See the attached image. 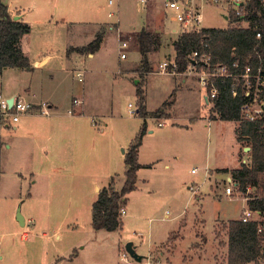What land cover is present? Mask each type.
<instances>
[{"label": "rangeland", "instance_id": "374dc122", "mask_svg": "<svg viewBox=\"0 0 264 264\" xmlns=\"http://www.w3.org/2000/svg\"><path fill=\"white\" fill-rule=\"evenodd\" d=\"M5 1L31 10L33 0ZM35 1L44 14L33 18L29 45L39 52L50 51L53 56L36 69L9 68L4 76L6 85L19 93L17 96L34 105L52 104L51 114L55 115L48 117L51 114L30 111L27 114H36L32 125L22 124L26 113L19 115L20 121L15 124L21 126L17 130L0 125V264H145L144 256L148 255L162 264H227V219H239L247 200L245 193L225 195V175H213L209 180L202 166L206 163L208 168L231 166L233 161L249 154L243 150L245 143L239 145L236 140L238 122L211 119L209 126H205L208 120L199 119L196 134L200 145L195 151L200 158H190L182 152L180 159L168 162L169 168L154 164L146 171L149 187L153 188L151 194L143 197L130 191L125 213L121 215L122 226L114 231L95 230L91 226V203L96 198L94 186H90L92 194H86L83 202L68 205L74 189L72 179L65 172L52 169L50 163L65 162L62 158L72 149L69 134L73 121L68 109L80 107L73 98L80 99L83 89H86L90 109L87 113L96 120L97 128L104 126V131L97 133V129H92L79 144L91 152L93 148L102 147L107 158L115 138L132 130L135 136L142 125L141 117L136 112L130 114L128 107L129 103L134 111L138 107V83L145 88L146 109L156 112L171 106L170 113L180 123L188 122L191 115L210 117L212 104L201 105L207 91H199L195 85L189 89V84L181 81L188 76L197 82V77L188 73L187 67L178 73L169 64L172 60L175 62L172 41L179 35L180 25L169 19V12L166 14L158 2L149 0L146 7L154 16L149 28L159 38L162 34V42L158 50L148 53V72L142 68V56L136 46L135 34L139 31L131 32L142 26L145 17V7L137 0H116L113 5H108L107 0ZM190 1L201 14L202 27L234 25L231 17H224L233 0ZM110 11L115 14L108 16ZM79 21H117L118 30H109L104 24L98 26L94 34L91 26L74 23ZM172 28L178 31L173 33ZM99 32L105 34L93 57L71 54L70 45L87 44ZM122 42L127 46L120 48ZM120 52H124L125 57L121 58ZM162 61L168 62L164 72L160 67ZM77 71L83 72V81L78 80ZM47 118L52 125L46 124ZM157 121L163 122L153 117L147 124L158 131ZM169 121L164 119L165 123ZM36 128L41 131L34 138L32 129ZM167 128L170 126L163 129ZM194 167L201 168L197 173H190ZM32 171L36 172L29 174ZM115 171L121 179L123 170ZM113 184L110 182L108 188L113 190ZM47 203L54 208L45 210ZM17 207L25 219L33 223L19 226L15 220ZM166 229L178 234L177 238L174 234L158 246L163 241L160 234ZM22 232H26L25 238ZM128 241H132L136 252L143 256L142 261L133 260L129 254L122 257ZM159 250L163 251V256Z\"/></svg>", "mask_w": 264, "mask_h": 264}, {"label": "trees", "instance_id": "16d2710c", "mask_svg": "<svg viewBox=\"0 0 264 264\" xmlns=\"http://www.w3.org/2000/svg\"><path fill=\"white\" fill-rule=\"evenodd\" d=\"M230 22L241 18L231 13ZM242 19L249 21L247 26L228 25L227 27H203L199 32L180 33L172 45L175 51V70L185 71L188 55L195 50H202L203 43H208L212 55L211 68L224 66L225 73L212 77L217 88V96L212 101L210 119L231 120L238 122L235 129L236 140L250 147L249 163L242 162L240 167L230 170L232 180L242 191L247 185L260 190L257 197L248 198L247 206L261 211L264 215V108L259 117L249 120L241 112L247 98L241 90V75L245 67L250 74L259 69L264 75V7L259 0H250L246 14ZM30 32V25L22 20L14 19L8 12L7 5L0 0V74L6 68H31L29 57L21 49V38ZM260 37H256V33ZM103 33L84 46L71 47L70 50L93 53L98 49ZM136 46L142 59V68L148 69V53L157 50L160 45L159 35L147 29L135 34ZM234 48V49H233ZM147 67V68H146ZM235 91V92H233ZM138 99L137 114L143 119L136 136L128 144L123 162L125 164L124 180L121 187L100 188L91 206V226L95 230L114 231L122 226L120 209L126 205L127 194L136 188L137 170L142 166L138 162V149L147 129L146 117L161 118L162 110L148 112L145 107L144 90L140 83L136 87ZM264 97V91L262 92ZM227 172L228 169H218ZM227 231V264H247L255 260L264 249V233L257 231L256 221L244 222L231 219L226 226Z\"/></svg>", "mask_w": 264, "mask_h": 264}, {"label": "crops", "instance_id": "0c3cea01", "mask_svg": "<svg viewBox=\"0 0 264 264\" xmlns=\"http://www.w3.org/2000/svg\"><path fill=\"white\" fill-rule=\"evenodd\" d=\"M2 1L7 5L8 12L10 13V15L12 17L18 16V18H17L18 20H22L24 22H27L30 25V32L25 34L21 38V42H20L22 51L24 52V54H26L29 57V60H30L31 68L29 70H26V71H30V70L36 69L38 66L45 65L49 61V59L53 56V55L49 54L50 51L39 52V51L35 50L33 47H30V45H29V41L31 40V35H32V29L34 26V19L33 18H34V16H37V15L42 16L44 14L43 11L39 9L37 2L35 0H33L31 2V6H30L31 10H25V9H21L20 7L19 8L16 7L14 5V3L11 1H5V0H2ZM144 7H145V15H144L145 17H144L142 26L139 29H133L131 32L140 31L141 29H146V28H149L151 26L150 23H151L152 19H154V16L152 15L153 12L149 13L148 7H146V6H144ZM114 14H115L114 11H110L108 13V16H113ZM30 16H32V17H30ZM74 23L79 25V26H81V25H89V27L91 26L92 29L94 30V34L96 33L95 29L98 28V26H101L104 24H107V28L109 30L110 29L118 30V22L117 21H115V22H98V21L82 22V21H79V22H74ZM147 24H149V26H147ZM150 29L151 28H149L147 30H150ZM150 31H152V29ZM104 34H103V36H104ZM103 36H102V40H103ZM25 40L27 41V46H28L27 50H25L23 48V43ZM102 40H101V42H102ZM160 42H162V34H160ZM84 45H86V44L76 45V46L70 45V48L71 47H77V46H84ZM120 45L121 44H119V46ZM100 46L101 45H99L98 49L100 48ZM160 46H161V44L159 45L158 49L160 48ZM97 50H95L93 53H91V52L85 53V52H78L75 50H71V54L93 57ZM54 56H56V54H54ZM8 69L9 68L4 69L0 74V93L9 99V98H13L14 96H17V94H19V93L17 92L16 89H11L9 86L6 85V76H4V75H6V71ZM76 74L78 76V80L83 81V72L77 71ZM136 81L138 82V80H136ZM181 81L185 85L189 84V86H188V88L190 87L189 89H191V88L193 89V87H194L193 85H195V87L196 86L199 87L198 88L199 91L202 89L204 90V88L200 84L197 83L198 82L197 80H196L197 82H193L194 80H191V78L188 76L181 78ZM143 90H144V96H145V88H143ZM85 91H86V89L82 90V93L80 95V99H76L75 97L73 98V100L74 99L77 100L74 103L81 104L80 107L77 109H72V108L68 109V113H69V115L73 121V123L70 126L71 134H69L70 141L72 143V146H71L72 149L68 153L67 157L62 158V160L65 162L55 163V162L50 161V163H52L51 165H53L52 169H55L58 171H63L67 175H69V177H71L70 179H72L74 189L71 191V193L69 195L68 202H67L68 205H75V204H79V203L83 202L84 196L86 194L87 195L92 194V191L89 189L91 185L94 186L93 191H95L96 197H97L98 190L104 186H108L110 184V182H114L113 187H112L113 189L117 188V190H118L121 187L123 180H124V171H125V164L123 162L124 152H125L128 144L136 136V135L134 136V131L132 130V132L128 131V133H126V132L122 133L120 136H118L117 139L115 138L114 142L111 146V149H110L111 153L109 155V158H107V156L105 154V149L102 147L101 148H93L94 150L92 152L89 151V149L85 150V149L81 148L82 146L79 144L80 140L82 139L83 136L85 137L87 134H89L92 131V129H97L96 130L97 133H100V131L101 132L104 131V126L101 125L100 127L97 128L96 127L97 126L96 120L93 117H91L89 115V113H87L90 109L87 106L88 99L86 97ZM203 99H205V94H203ZM165 101H167V99L164 100L163 102H165ZM173 102L174 101L171 100V105L173 104ZM42 105H43V103L41 105H35V108L32 112L40 110L39 112H41L44 115L51 114L52 111L50 110V107L51 106L53 107V105L52 104L43 105V106ZM44 106H47V108H46L47 113L44 112ZM160 106L158 108H160ZM170 108H171V106H169L167 109H165L163 111V117L160 118L163 120V122H164V119L165 120L167 119L170 121L167 123L164 122V125H162V126L157 125L160 128V130L156 131V130H154V128L149 127L147 124L146 132L144 133V135L142 137V142H141V145L138 149V162L142 166L137 170L136 188L133 191L138 192L143 197H146L147 195L151 194V191L153 190L152 187H149V179H148V175L146 174V171H150L149 169H151L154 164L161 163L163 168H169L168 162H172L174 160L180 159L182 157V152L186 155L188 154V156L190 158L191 157L192 158H197V157L200 158L199 156H197L196 151H195L198 148V146L200 145L199 144L200 138L196 134V131H197L196 125L199 122V119H205V120H208V123H205L204 125L209 126V123H210L209 121L211 120L210 117L208 115L205 117H203V116L198 117L196 115H191L188 118V122L186 120H184L186 122L180 123V122L174 120L172 114L169 111ZM146 110L148 112L154 111V110H149V109H146ZM32 112L29 114L26 113L23 115L22 124H25V125L26 124H31V125L33 124L34 117H35L34 115H36V114L32 113ZM52 115H55V113L49 115L48 117H53ZM148 119H153V116L146 117V119H145L146 122ZM19 121H20V118L18 119V122ZM142 122H143V119H142ZM157 122H159V121H157ZM47 123H49L51 125L53 124V122L49 118H47V120H46V124ZM14 126H15V128H13V130H17L18 128H20L21 125L17 123ZM168 126H170V128L163 129L164 127H168ZM32 130H33L32 133H34V135H35L34 138H36L37 136L40 135L41 130L39 131V129H37V128L32 129ZM238 143L240 145V142H238ZM193 145H195L194 148H193ZM116 147H117V149H116ZM43 148L47 149V146H43ZM118 148L121 151H119ZM189 148H193V150L191 151V149H189ZM243 150H244V147H243ZM237 156H238V158L240 157V152L238 150H237ZM249 159H250L249 154H247L243 157H240L238 160L239 162L233 161L231 166L220 165V166H214L213 168H208L207 163H206L204 166H202V168L204 170V173H205V168L208 170V172L205 173V176L208 175L209 180L211 179V176H213V175L223 174V175H225V177L227 179L226 182H227V181H229V179L232 180L230 170L240 167V164L242 162L248 164ZM200 168H199V170H200ZM223 168L228 169V171L227 172H218L217 171L218 169H223ZM191 169H190V173H192ZM115 170H123V175L121 176V179H120V175H118ZM89 171H92V173L87 175V173ZM209 171H210V173H209ZM213 171H214V173H212ZM35 172L36 171H32V172H29V174L32 175ZM195 173H197V172H195ZM117 177L119 178V180H117ZM100 178H102L101 181H100ZM95 199H93V201ZM127 199H128V196H127ZM93 201H92V203H93ZM245 202H246V207H247V201H245ZM92 203H91V206H92ZM52 208H54V207L50 206V204L47 203L45 210L50 211V210H52ZM219 218L220 217H217L216 219H219ZM231 219H238V217L237 218H231ZM231 219H227V220H231ZM26 222H27V220L25 219V224H26ZM214 223H215V221H214ZM213 227H214V224H213ZM100 230H102V229H100ZM168 230L169 229H166V230H164L163 234H160L163 241H160L161 244L158 246L163 245L164 242L166 243L172 235L176 234V233L173 234L171 232L169 233ZM197 234H198V232L196 233V235ZM177 235L178 234H176V238H177ZM158 246H156L155 248H157ZM81 248H83V247H81ZM158 252L160 253L161 256H163V251L159 250ZM78 253H79V251H78ZM72 254L75 255V253H72ZM168 254H171V252H168ZM211 255L213 257V254H211ZM130 264H132V263H130Z\"/></svg>", "mask_w": 264, "mask_h": 264}, {"label": "built area", "instance_id": "2783aa9c", "mask_svg": "<svg viewBox=\"0 0 264 264\" xmlns=\"http://www.w3.org/2000/svg\"><path fill=\"white\" fill-rule=\"evenodd\" d=\"M143 6L149 2V0H137ZM158 2L165 13L169 12V19L173 22H177L180 25L182 32L195 31L199 32L201 28V14L198 11L197 6L190 0H155ZM209 2L219 3L225 2L228 0H208ZM250 0H233V4L228 8L226 15L224 16L228 19V16L231 13H234L236 16L241 19L234 22V25L238 26H247L249 21L242 19L246 14L247 6L249 5ZM116 2V0H107L109 5H112ZM262 7H264V0H259ZM178 30L176 28L171 29V32L176 33ZM179 33V34H180ZM256 37H260V33H256ZM127 46L126 42H122L120 48H124ZM208 43H203L202 50H195L191 54L188 55V64L187 69L188 73H193L197 77L198 83L206 90L205 99H203L202 106H206L208 104H212L213 99L217 96V88L213 84L212 77L225 73L224 66H214L211 68L212 55L211 52L207 49ZM234 49V48H233ZM120 57H125L124 52H120ZM171 67L175 68L176 64L172 60ZM168 62L162 61L160 63V67L162 71H165ZM250 68L247 66L244 69L243 74L241 75V90L243 96L247 98L246 102L241 107V112L243 116L249 120H253L260 116L263 112L264 108V97L262 96V92L264 91V75L261 74V71L258 69L255 74H250ZM235 92V91H233ZM77 100L74 99L73 102ZM256 105V107H253ZM129 113L133 114L137 113V109L134 111L133 105L131 103L128 104ZM35 105L25 100L19 96H14L12 99V103L9 105L8 98L3 96L0 93V125L10 128H15V123L18 121V117L20 114L27 113L33 111ZM47 107L44 106V112L47 113ZM158 126L164 125V122H157ZM197 167L191 169L192 173L197 172ZM208 170L205 168V173ZM209 178V177H208ZM255 191V192H254ZM257 189L251 185H247L245 190L242 191L239 189V186L233 181H227V186L224 188V194L227 196L232 195L234 192L245 193V199L253 198L258 196ZM125 213L124 207L120 209V215ZM244 222L247 221H256L257 222V231L259 233H264V215L261 211L252 210L248 206L243 209L242 216L239 218ZM27 222L33 223V220L28 219ZM22 238L26 237V232L21 233ZM264 246V242H263ZM128 253L124 250L122 254L123 258H126ZM145 264H162L160 260H154L152 256H144ZM247 264H264V249L260 253V255L253 261L248 262Z\"/></svg>", "mask_w": 264, "mask_h": 264}, {"label": "water", "instance_id": "95a60500", "mask_svg": "<svg viewBox=\"0 0 264 264\" xmlns=\"http://www.w3.org/2000/svg\"><path fill=\"white\" fill-rule=\"evenodd\" d=\"M13 18H14V19H17L18 16H13ZM12 99H13V98H9V99H8V103H9V105L12 103ZM249 149H250V147H248V146L244 147V151H248ZM229 180H230V179H229ZM15 220L18 222L19 226H21V227L25 226V218H24V216L22 215V213L20 212V208H19V207H17V210H16ZM125 251L129 254V256H130L133 260H135V261H137V262L142 261L143 256L140 255V254H138V253L136 252V250H135V246H134V244H133L132 241H128V242H126V244H125Z\"/></svg>", "mask_w": 264, "mask_h": 264}]
</instances>
